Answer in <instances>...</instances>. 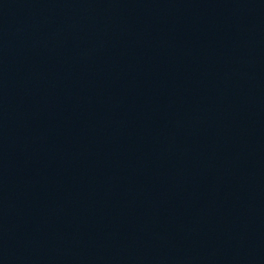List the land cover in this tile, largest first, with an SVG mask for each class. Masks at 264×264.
<instances>
[{"label": "water", "instance_id": "1", "mask_svg": "<svg viewBox=\"0 0 264 264\" xmlns=\"http://www.w3.org/2000/svg\"><path fill=\"white\" fill-rule=\"evenodd\" d=\"M0 264H264V0H0Z\"/></svg>", "mask_w": 264, "mask_h": 264}]
</instances>
